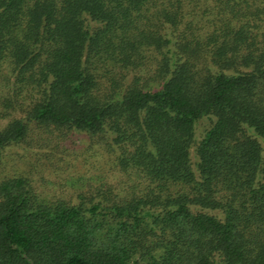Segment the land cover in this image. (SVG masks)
Returning a JSON list of instances; mask_svg holds the SVG:
<instances>
[{"label": "trees", "instance_id": "1", "mask_svg": "<svg viewBox=\"0 0 264 264\" xmlns=\"http://www.w3.org/2000/svg\"><path fill=\"white\" fill-rule=\"evenodd\" d=\"M263 142L264 0H0V264H264Z\"/></svg>", "mask_w": 264, "mask_h": 264}, {"label": "rangeland", "instance_id": "2", "mask_svg": "<svg viewBox=\"0 0 264 264\" xmlns=\"http://www.w3.org/2000/svg\"><path fill=\"white\" fill-rule=\"evenodd\" d=\"M80 137H78V140ZM75 146L78 150H84L87 147V140L82 138L81 141H77ZM40 152L41 154H36L34 151L32 152L24 149L19 145L10 146L5 151L3 158L4 163L1 170L7 174L26 172L35 179H39L40 176H45V179L39 183L40 190L46 189L50 194H52V192L49 189L53 187L57 188V186L51 185L49 180H56L57 177H63L64 180L70 179V184L66 183L63 186V190L66 191V193L71 194V197L74 199L76 197V186L78 185L77 177L79 175L84 174L85 176H89L90 171L91 174L94 173L98 175L100 173L102 174L104 171L103 160L100 158L101 156L92 153V150H88V153L86 154V156H88V162L85 164L77 163L73 154L61 158L59 155L47 157L45 154H42V150ZM26 161L27 163H25ZM30 163H33V167H29ZM35 183L37 184V182ZM55 193H60V191H56Z\"/></svg>", "mask_w": 264, "mask_h": 264}]
</instances>
